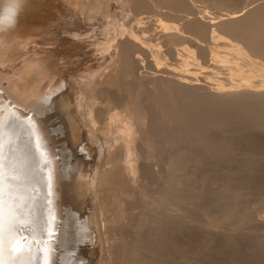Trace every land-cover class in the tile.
<instances>
[{"label": "bare ground", "instance_id": "bare-ground-1", "mask_svg": "<svg viewBox=\"0 0 264 264\" xmlns=\"http://www.w3.org/2000/svg\"><path fill=\"white\" fill-rule=\"evenodd\" d=\"M0 144L6 264H264V0H25Z\"/></svg>", "mask_w": 264, "mask_h": 264}, {"label": "rangeland", "instance_id": "rangeland-1", "mask_svg": "<svg viewBox=\"0 0 264 264\" xmlns=\"http://www.w3.org/2000/svg\"><path fill=\"white\" fill-rule=\"evenodd\" d=\"M115 111H116V110H112V112H115ZM56 144L58 145V143H56ZM148 192H149V191H147V192H145V193L147 194ZM145 193H144L143 196H148V194L146 195ZM156 193H157V195L160 194L159 192H156ZM149 194H150V195H149V198H150V197H153L152 194L156 195L154 192H149ZM151 195H152V196H151ZM157 195H156V196H157ZM161 195H163V194H161ZM144 198L147 199V200H149L148 197H144ZM150 200H151V198H150ZM163 204H164V203H163ZM163 204H162L161 207H164V209H166V208L168 207L169 209L167 208L166 210H169L170 212L172 211V213H173V211H175L174 213H176V212L178 213V211L171 209V207H170L168 204H164V206H163ZM185 205L191 206V205H189V204H185ZM192 207H194V206L192 205ZM88 208H89V209H88ZM88 208L86 209V211L90 212L91 209H90V207H88ZM136 208H137V206H136L135 208H133L132 211L129 212V213H127V214H130V213H132V212H136L138 209H140V210L143 209V208H139V207H138L137 209H136ZM162 209H163V208H162ZM170 209H171V210H170ZM130 210H131V209H129L128 211H130ZM128 211H127V212H128ZM138 211H139V210H138ZM178 214H179V213H178ZM202 218L205 219L206 217H202ZM202 218H201V217L198 218L199 220L201 219L200 223H202V222H203V223H206V219H205V221H204V220H202ZM105 221H106V220H105ZM105 221H103V222H105ZM106 222H107V221H106ZM54 233H55V232H54ZM51 239L54 240L53 238H51ZM93 241L95 242V240H93ZM76 242L79 243V244H80V243L82 244V242H80V240H76L74 243H76ZM88 242H89V243L86 245V247H87V248H94V245H92L90 241H88ZM77 243H76V246L79 247V245H77ZM92 243H93V242H92ZM96 246H97V244H96ZM186 253L189 255L188 257H186L187 255H186L185 257H184V256H183V257L180 256V257L182 258V259H181L179 256H177V258H176L175 256H173L172 258H169V261L167 260V264H171V263H172V264H175V262H176V264H185V263H186V264H194L193 261L196 260L195 257H194V252L188 250ZM191 256H192V257H191ZM97 257H98V256L95 257V260H96ZM109 257H110V258H109ZM72 258H73V260H72ZM100 258H101L100 262H97V263L105 264V261H106V263L108 264V263H110L111 255L105 253L104 256L102 255ZM102 258L105 259V260H103ZM183 258H184L185 260H184ZM213 258L215 259V260H213V261H214V262H213L214 264H216V263H217V264H221V262H222V264H223V262H224L223 260H221V258H222L221 256H214ZM218 258H219V259H218ZM70 259H71V260H70ZM70 259H69V261H70L69 264H82V263H83V264H87V262L83 261V259H79V260H78V257L76 258L75 255L71 256ZM75 259H76V260H75ZM74 260H75V261H74ZM102 260H103L104 263L102 262ZM173 260H174V261H173ZM181 261H183V262H181ZM217 261H218V262H217ZM215 262H216V263H215ZM219 262H220V263H219ZM213 263H212V264H213ZM165 264H166V263H165Z\"/></svg>", "mask_w": 264, "mask_h": 264}, {"label": "clouds", "instance_id": "clouds-1", "mask_svg": "<svg viewBox=\"0 0 264 264\" xmlns=\"http://www.w3.org/2000/svg\"><path fill=\"white\" fill-rule=\"evenodd\" d=\"M25 0H0V32L16 27L24 11Z\"/></svg>", "mask_w": 264, "mask_h": 264}, {"label": "snow or ice", "instance_id": "snow-or-ice-1", "mask_svg": "<svg viewBox=\"0 0 264 264\" xmlns=\"http://www.w3.org/2000/svg\"><path fill=\"white\" fill-rule=\"evenodd\" d=\"M3 203H4V155L2 144H0V264H6L3 259ZM15 251H20L19 248H16ZM43 255L45 256L44 264H47L48 251L45 250Z\"/></svg>", "mask_w": 264, "mask_h": 264}]
</instances>
